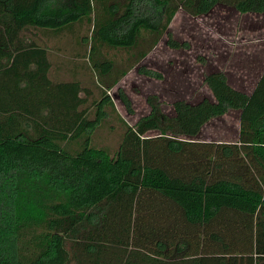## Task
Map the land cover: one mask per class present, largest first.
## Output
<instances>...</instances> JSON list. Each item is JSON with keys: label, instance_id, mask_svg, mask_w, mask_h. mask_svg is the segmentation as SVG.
<instances>
[{"label": "trees", "instance_id": "obj_1", "mask_svg": "<svg viewBox=\"0 0 264 264\" xmlns=\"http://www.w3.org/2000/svg\"><path fill=\"white\" fill-rule=\"evenodd\" d=\"M216 6L264 16V0H0V264H264V64L248 93L204 74L210 99L173 101L171 115L150 95L132 126L106 94L135 65L161 80L139 61L163 34L188 49L167 31L177 10ZM81 24L91 30L77 45L99 88L92 119L86 89L52 84L25 35ZM99 49L128 54L127 66L97 60ZM115 98L132 113L119 88ZM105 108L121 130L113 152L89 145ZM229 112L236 141L197 140Z\"/></svg>", "mask_w": 264, "mask_h": 264}, {"label": "rangeland", "instance_id": "obj_2", "mask_svg": "<svg viewBox=\"0 0 264 264\" xmlns=\"http://www.w3.org/2000/svg\"><path fill=\"white\" fill-rule=\"evenodd\" d=\"M64 30L65 28L59 29L56 33L63 32L60 34L64 35L60 38L61 45L70 50L73 45L67 31ZM90 30V25L81 24L71 33L74 36L80 33L88 37ZM167 31L176 42L186 43L188 49L168 48L163 34L157 44L137 64L159 73L161 80L137 75L135 65L111 90L106 92L115 112L127 125L132 126L139 117L147 114L148 107L145 99L150 95L158 98L162 111L167 115L172 113L170 104L173 101L183 100L195 103L202 98L210 99L209 92L202 84V77L208 72L224 73L228 85L232 88L244 90L246 93L252 89L256 79L254 75H258V70L264 64V16L241 15L231 8L216 6L206 16L190 17L179 9L171 19ZM25 35L33 39V35L36 34L26 32ZM99 54L100 56H96V59L112 60L115 70L127 66L124 61L128 54L124 52L99 49ZM72 77L71 73H65L62 80L68 81ZM94 79V76L92 79V76L89 74L86 76L83 73L78 77L80 85L88 92L85 106L89 108L87 114L89 119L93 118L94 110L91 102L99 98V88ZM116 88L127 96L131 114H128L116 100ZM80 96L84 95L80 94ZM105 111L107 116L104 123L90 136L89 145L106 148L113 152L119 142L121 130L110 115L109 109L105 108ZM237 132L238 113L229 112L205 124L197 140L232 143L236 141ZM155 134L148 133L151 137ZM76 148L75 146L73 149Z\"/></svg>", "mask_w": 264, "mask_h": 264}, {"label": "crops", "instance_id": "obj_3", "mask_svg": "<svg viewBox=\"0 0 264 264\" xmlns=\"http://www.w3.org/2000/svg\"><path fill=\"white\" fill-rule=\"evenodd\" d=\"M62 33L63 32L56 33L52 31L33 33L36 34L35 36L33 35V39H36L35 41L41 46L45 53L46 61L49 64L47 79L52 84L78 79L81 73H83V75L86 74V76L89 74V66L85 58H83L86 57V54L79 52L80 48L77 45L79 37L81 36L80 33L74 36L73 33L67 32V35L71 39L70 42H72L73 45V47H70V50L61 45L60 38L64 37V35H60ZM25 42L27 41L25 40ZM65 73H71L73 77L68 81H63L62 78L65 76ZM74 73H76V76ZM81 88L83 87L81 86Z\"/></svg>", "mask_w": 264, "mask_h": 264}]
</instances>
